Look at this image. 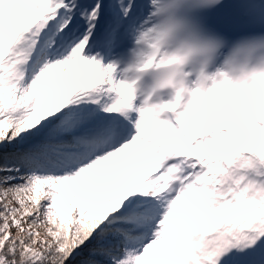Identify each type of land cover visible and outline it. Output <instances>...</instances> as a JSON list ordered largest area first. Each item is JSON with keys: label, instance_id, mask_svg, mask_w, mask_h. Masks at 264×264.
Listing matches in <instances>:
<instances>
[{"label": "snow or ice", "instance_id": "snow-or-ice-1", "mask_svg": "<svg viewBox=\"0 0 264 264\" xmlns=\"http://www.w3.org/2000/svg\"><path fill=\"white\" fill-rule=\"evenodd\" d=\"M150 7L0 0V264H264V108L244 135L133 103Z\"/></svg>", "mask_w": 264, "mask_h": 264}, {"label": "clouds", "instance_id": "clouds-1", "mask_svg": "<svg viewBox=\"0 0 264 264\" xmlns=\"http://www.w3.org/2000/svg\"><path fill=\"white\" fill-rule=\"evenodd\" d=\"M220 0H150L148 20L132 36L120 71L149 112L180 120L196 107L221 129L244 131L264 108V36L228 43L196 13ZM218 140L230 139L225 132Z\"/></svg>", "mask_w": 264, "mask_h": 264}]
</instances>
